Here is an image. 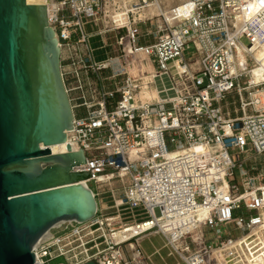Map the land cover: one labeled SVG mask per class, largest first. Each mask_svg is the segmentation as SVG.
Returning a JSON list of instances; mask_svg holds the SVG:
<instances>
[{
  "label": "built area",
  "instance_id": "built-area-1",
  "mask_svg": "<svg viewBox=\"0 0 264 264\" xmlns=\"http://www.w3.org/2000/svg\"><path fill=\"white\" fill-rule=\"evenodd\" d=\"M54 1L75 126L63 144L79 143L88 163L75 169L112 203L33 249L35 264H152L137 241L155 234L174 264L264 263V108L243 95L264 84L249 77L264 0H183L169 16L162 0ZM156 3L161 13L142 18ZM138 52L151 70L132 72ZM149 88L158 97L141 98Z\"/></svg>",
  "mask_w": 264,
  "mask_h": 264
},
{
  "label": "water",
  "instance_id": "water-1",
  "mask_svg": "<svg viewBox=\"0 0 264 264\" xmlns=\"http://www.w3.org/2000/svg\"><path fill=\"white\" fill-rule=\"evenodd\" d=\"M61 67L47 5L0 0V264H35L33 249L99 210L91 170L75 169L85 151L63 144L75 126Z\"/></svg>",
  "mask_w": 264,
  "mask_h": 264
},
{
  "label": "rangeland",
  "instance_id": "rangeland-1",
  "mask_svg": "<svg viewBox=\"0 0 264 264\" xmlns=\"http://www.w3.org/2000/svg\"><path fill=\"white\" fill-rule=\"evenodd\" d=\"M166 6L169 7L170 5H166ZM243 41L245 44H248V41L246 39H244ZM91 42H92V45L96 47L99 45V38H94L91 40ZM63 56L64 58H66L67 54L64 53ZM105 58H106V54L102 50L97 51V60L102 61ZM140 62L142 64L145 63V61H140ZM62 65H63V68H71V65L68 62V60H64L62 62ZM104 73L107 74L109 73V71H106ZM250 76L252 75L249 72V77ZM157 83H158V87L162 88L159 80H157ZM260 89L261 91H263L264 84L262 87H249V89L245 93H243V95L246 101L254 103L255 108L263 109L264 108V94L258 92V90ZM239 100L240 99L237 95H235L233 99L229 98L226 100L225 108H227L228 111H230L231 115L241 112ZM233 152H236V151L234 150ZM236 172L238 174L237 170ZM92 183H93V189L98 191V187L96 183L95 182H92ZM98 201H99L100 209L102 208L106 209L107 206H110L112 203L111 200L109 199L106 200L105 198L104 199L98 198ZM107 210L110 211L111 209H106L105 211ZM137 244L141 247V249L144 251L146 255H151L150 260L152 264H174L180 261V258L169 255L170 250L164 246L165 244L164 238L161 235L155 234V235L144 236L143 238H140V240L137 241ZM156 250H159V252H156Z\"/></svg>",
  "mask_w": 264,
  "mask_h": 264
},
{
  "label": "bare ground",
  "instance_id": "bare-ground-1",
  "mask_svg": "<svg viewBox=\"0 0 264 264\" xmlns=\"http://www.w3.org/2000/svg\"><path fill=\"white\" fill-rule=\"evenodd\" d=\"M28 3L31 4H44L48 6L49 12L52 13L55 8H57L58 4L54 0H27ZM165 1V2H164ZM183 0H162V2L166 3V5H172L174 2H181ZM109 8H111L109 6ZM168 7L166 6L165 9H163V12L166 14V16H169L167 13ZM161 13L159 4H153L149 8L145 9L143 12H141V17H149V16H155ZM254 56L258 60L257 66H255L251 71V84H259L261 82H264V43L261 44L260 46H255L254 49ZM147 55L144 52H138L134 54L133 56V62L135 61H145L147 60ZM239 59L241 62L244 63L245 61V55L240 49L239 52ZM151 62L148 59L147 63L141 64L139 67L135 64L134 67H132V72L138 73L139 69H141L143 72L151 70ZM150 79V77L145 78V87H147L146 80ZM258 92L264 94V89L263 91L258 90ZM141 98L145 97H150V98H156L158 97V91L156 88H149V89H143L142 92L140 93ZM262 98V97H261ZM60 145L62 144H54L51 146V149L53 153L58 154L60 153ZM254 264H264L262 262H255Z\"/></svg>",
  "mask_w": 264,
  "mask_h": 264
},
{
  "label": "crops",
  "instance_id": "crops-1",
  "mask_svg": "<svg viewBox=\"0 0 264 264\" xmlns=\"http://www.w3.org/2000/svg\"><path fill=\"white\" fill-rule=\"evenodd\" d=\"M112 54V56L114 57L115 56V54L114 53H111ZM110 56V55H109ZM142 63L140 62V65H141ZM114 68H116V66L114 65ZM131 246H135L134 244H132Z\"/></svg>",
  "mask_w": 264,
  "mask_h": 264
}]
</instances>
